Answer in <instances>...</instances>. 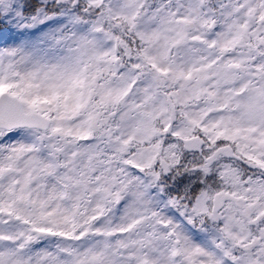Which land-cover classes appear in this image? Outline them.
Returning <instances> with one entry per match:
<instances>
[{
	"label": "snow or ice",
	"instance_id": "obj_1",
	"mask_svg": "<svg viewBox=\"0 0 264 264\" xmlns=\"http://www.w3.org/2000/svg\"><path fill=\"white\" fill-rule=\"evenodd\" d=\"M0 264H264V0H0Z\"/></svg>",
	"mask_w": 264,
	"mask_h": 264
}]
</instances>
